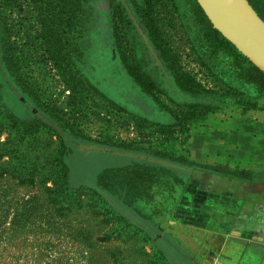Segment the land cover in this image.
<instances>
[{
  "label": "rangeland",
  "instance_id": "rangeland-1",
  "mask_svg": "<svg viewBox=\"0 0 264 264\" xmlns=\"http://www.w3.org/2000/svg\"><path fill=\"white\" fill-rule=\"evenodd\" d=\"M66 1L0 0V264H194L151 213L264 93L192 0L84 1L82 38Z\"/></svg>",
  "mask_w": 264,
  "mask_h": 264
},
{
  "label": "crops",
  "instance_id": "crops-1",
  "mask_svg": "<svg viewBox=\"0 0 264 264\" xmlns=\"http://www.w3.org/2000/svg\"><path fill=\"white\" fill-rule=\"evenodd\" d=\"M230 127L231 151L196 157L186 150L187 159L201 161L182 197L151 213L150 231L167 236L194 264H264V119L231 120ZM225 167L229 175L216 173Z\"/></svg>",
  "mask_w": 264,
  "mask_h": 264
},
{
  "label": "water",
  "instance_id": "water-1",
  "mask_svg": "<svg viewBox=\"0 0 264 264\" xmlns=\"http://www.w3.org/2000/svg\"><path fill=\"white\" fill-rule=\"evenodd\" d=\"M212 27L264 73V19L249 0H196Z\"/></svg>",
  "mask_w": 264,
  "mask_h": 264
},
{
  "label": "trees",
  "instance_id": "trees-1",
  "mask_svg": "<svg viewBox=\"0 0 264 264\" xmlns=\"http://www.w3.org/2000/svg\"><path fill=\"white\" fill-rule=\"evenodd\" d=\"M84 1H88V0H67L64 3L65 6L68 5V12H69V14H71V20H73V28H74L75 33H77V35H79L78 38H82V36H83L82 35L83 29L81 27V24H82V20H83L82 16H83L84 9H85L84 8L85 6L83 4ZM192 1H194L196 7L203 13V11L200 8V6L198 5L197 1L196 0H192ZM249 1L253 5V7L256 9V7H255V1L256 0H249ZM87 5H88V2H87ZM203 15H204V13H203ZM259 15H260V13H259ZM205 19L207 22V28L209 29L208 37H209L210 41L212 42V44L215 46L216 50L224 51L229 56L234 58L235 63L237 64V68L242 73L241 78L245 82H247L248 84H252V85L256 86L260 92L264 93V73L259 68H257L254 64H252L241 52H239V50L231 42H229L220 32L215 30L212 27V24L209 22V20L207 19L206 16H205ZM74 26L76 27V29ZM77 26H79V27L77 28ZM0 59H2L1 54H0ZM180 85H182V87L190 86V87H192L191 89H193V88L199 89L201 87L200 84L197 83L194 80V78L191 76H185V78H183L182 84H180ZM182 89L183 88H181V91H182ZM187 89L185 90V88H184V91H182V92L189 91ZM208 178H210V182H209L210 184H211V182H213V183L216 182V179L215 178L213 179L212 176H210ZM185 186H186V182H183L181 185V188L184 189Z\"/></svg>",
  "mask_w": 264,
  "mask_h": 264
}]
</instances>
